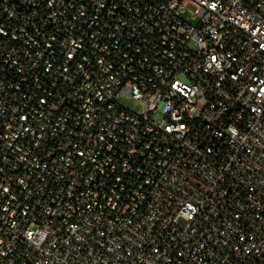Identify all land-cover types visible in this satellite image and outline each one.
I'll use <instances>...</instances> for the list:
<instances>
[{"label": "built area", "instance_id": "built-area-1", "mask_svg": "<svg viewBox=\"0 0 264 264\" xmlns=\"http://www.w3.org/2000/svg\"><path fill=\"white\" fill-rule=\"evenodd\" d=\"M0 264H264V0H0Z\"/></svg>", "mask_w": 264, "mask_h": 264}, {"label": "rangeland", "instance_id": "rangeland-1", "mask_svg": "<svg viewBox=\"0 0 264 264\" xmlns=\"http://www.w3.org/2000/svg\"><path fill=\"white\" fill-rule=\"evenodd\" d=\"M118 102L124 108L129 109L139 115H142L145 112L144 104L132 98L120 97Z\"/></svg>", "mask_w": 264, "mask_h": 264}]
</instances>
